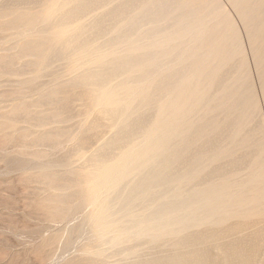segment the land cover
<instances>
[{
    "label": "bare ground",
    "instance_id": "6f19581e",
    "mask_svg": "<svg viewBox=\"0 0 264 264\" xmlns=\"http://www.w3.org/2000/svg\"><path fill=\"white\" fill-rule=\"evenodd\" d=\"M0 43L73 264H264V0H0Z\"/></svg>",
    "mask_w": 264,
    "mask_h": 264
},
{
    "label": "rangeland",
    "instance_id": "374dc122",
    "mask_svg": "<svg viewBox=\"0 0 264 264\" xmlns=\"http://www.w3.org/2000/svg\"><path fill=\"white\" fill-rule=\"evenodd\" d=\"M227 4H228V2L226 1V5ZM228 5H227L228 9L232 8L231 4H228ZM231 11H233V9H231ZM245 44L247 45V41H245ZM0 52H2V51H0ZM59 68H60V66L57 69H59ZM51 76H52L51 74L45 72L42 80H44V81L50 80V79H52ZM0 77H1V75H0ZM255 80L257 82L256 78H255ZM3 81L5 82L6 85L5 84L0 85V87H2V88H0V90L2 89L0 91L1 92L0 95L3 96L4 94H6V96H8V98L10 97L9 99H11L12 102H15L14 96H13V98L11 97V95L13 94L11 91L15 90V88L18 87L17 82L15 81L13 76L12 77L2 76L0 78V83H2ZM14 81L16 82V84H15L16 86L13 85L14 83L11 84ZM7 83L10 85H8ZM3 85H5V87L8 85L7 88L5 89L6 92L3 90L5 88V87H3ZM257 89L259 90L258 87H257ZM2 92L3 93L5 92V93L2 94ZM9 92H11L12 94ZM258 94H259L261 104H262L263 95H261V93H258ZM29 95H32V94H29ZM2 96H0V102H1L0 107L4 104V102L7 105H5V104L3 105L6 107H4L5 109L3 108V110H2V108L0 109V110H2L0 112V114H3L7 110H9L10 107L8 104H10V106L12 104V102L10 100L9 101L8 100L2 101L1 98H4ZM8 98L5 97V99H8ZM263 105H264V103L262 104V110H261L262 116L264 115V111H263L264 106ZM263 118H264V116H263ZM21 124L20 125L22 127H24V126L26 127V125L28 123L26 124V122H23ZM1 127L7 128L6 126H1ZM3 128L0 129L2 131V132L0 131L1 132V134H0L1 135L0 136V264H63V263L68 264L72 261L73 257H77L78 255L81 254L80 253L81 250L83 249L84 246H86L88 241H87V238H84L86 235L84 236V234H83L81 236L78 234L77 238H75V235H74V239L75 240L77 239L78 242L72 238L70 243L71 244H73L74 242L75 243L73 245H70L69 241L67 242V240L69 238V232L67 231L68 229L66 230L63 228L65 226H67L68 224H69V226H72L73 222H74V224H76V222L78 223L81 220V218L80 217L76 218L75 215L70 216V219L69 218L66 219L67 222H68V220L70 221V222H68V224H66L65 220H64V222L63 221H56V222L50 221V219H47L46 215L37 208V206H36L37 202L36 201H38L39 199H38V196H36L37 195L36 191H37L38 187L42 186V184L39 183L38 181L35 182L33 180H29L30 179L29 176L31 174L35 173L36 168L38 169L37 166H39L40 161L37 160V162H35L36 159H33L35 161L32 162L30 160L33 158V156L29 152L27 153V151L28 150L31 151L32 149H27L26 151H25V148H22L23 150L21 149V147L24 145V142L20 138V136L17 132H14L12 134V137L10 139H8V138H6L4 133L9 129H4L5 130V132H4ZM2 134H3V136H2ZM14 135H15V137H14ZM14 140H15V145H14ZM16 142H19L22 144V145H20L21 147L19 146L20 149L18 147L19 143H16ZM69 145L67 146L68 148L70 147ZM38 147H40V148H38L40 150L42 147L45 148L46 150L50 149L48 146H47L48 148L46 146H38ZM66 148L59 149V150H53V151L51 149L50 150L52 151V153L55 152V153H53L55 157H61V156L65 155V153L68 151V148H67V151H66ZM16 149L19 151V154H18V151ZM45 149H43V150H45ZM20 151H22L21 153L23 155L20 153ZM26 153L29 155H27ZM24 154H26V155L24 156ZM29 156H30V158H29ZM25 160H27L29 162L28 163L26 161V163L28 164V165H26V168H25L26 163L24 162ZM22 165H24V166H22ZM29 165H31V167ZM27 166H28V168H27ZM33 169H34V172H33ZM24 171H27V172H24ZM23 172L27 173V174H24ZM30 181H32V183ZM33 193L36 195H34ZM76 215L81 216L82 212L80 214V211H78V213ZM70 223H71V225H70ZM57 228H60V229H57ZM56 229H57L56 233H58L59 231L63 232L64 230L67 231L68 233L65 231L62 233L63 239H62V237H60L62 239V241H60V239H59L58 241H60V242L59 243L57 242L55 244V246H54L55 248L51 247V250L54 251V254H52L53 252L51 251L49 256H48L47 251L50 250L49 249L50 247L49 248L47 247L43 251H39L37 247L39 246L40 242L42 241V239L44 237L51 236V234L55 233ZM64 235H68V238H67V236H64ZM80 236L82 238L86 239V241L84 239L80 238ZM80 239H81V241L83 240L87 243L86 244H84L85 242L82 243L81 241H79ZM72 240H74V242H72ZM66 242L69 243L68 246H67ZM81 244H83V246L80 249ZM44 252H45V254H44ZM42 256L44 258H42ZM70 264H73V263L71 262Z\"/></svg>",
    "mask_w": 264,
    "mask_h": 264
}]
</instances>
